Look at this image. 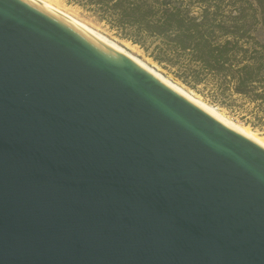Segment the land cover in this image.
I'll return each mask as SVG.
<instances>
[{"label": "water", "instance_id": "water-1", "mask_svg": "<svg viewBox=\"0 0 264 264\" xmlns=\"http://www.w3.org/2000/svg\"><path fill=\"white\" fill-rule=\"evenodd\" d=\"M0 264H264V150L0 0Z\"/></svg>", "mask_w": 264, "mask_h": 264}, {"label": "trees", "instance_id": "trees-1", "mask_svg": "<svg viewBox=\"0 0 264 264\" xmlns=\"http://www.w3.org/2000/svg\"><path fill=\"white\" fill-rule=\"evenodd\" d=\"M186 87L211 84L264 112V0H66ZM214 103L222 104L221 101Z\"/></svg>", "mask_w": 264, "mask_h": 264}, {"label": "rangeland", "instance_id": "rangeland-1", "mask_svg": "<svg viewBox=\"0 0 264 264\" xmlns=\"http://www.w3.org/2000/svg\"><path fill=\"white\" fill-rule=\"evenodd\" d=\"M57 3L62 10L66 11L80 23L137 57L170 82L199 97L204 103L214 107L219 113L223 114L233 123L247 127L264 138V112H262V109L259 107V103H251L247 98L238 96L231 91H227L224 95H220V93L214 91L211 84L206 85V87L203 85L198 86V90L203 93L199 94L174 78L171 73L148 57L140 47L119 38L115 31L110 30L104 23L97 22L92 13L78 6L68 4L66 0H57ZM215 101H221L222 104L214 103Z\"/></svg>", "mask_w": 264, "mask_h": 264}, {"label": "bare ground", "instance_id": "bare-ground-1", "mask_svg": "<svg viewBox=\"0 0 264 264\" xmlns=\"http://www.w3.org/2000/svg\"><path fill=\"white\" fill-rule=\"evenodd\" d=\"M22 1L31 5L32 7L39 9L40 11L46 13L52 18L56 19L66 27L73 30L82 38L94 40L98 44L102 45L103 47L107 48L108 50L116 54L117 56L135 65L136 67L144 71L146 74L151 76L153 79H155L157 82H159L161 85L166 87L171 92L183 98L184 100H186L193 106L197 107L198 109H200L207 115L211 116L212 118L218 120L219 122L233 129L234 131H236L237 133L241 134L243 137L248 139L250 142L254 143L256 146L264 150V138L260 137L258 134L254 133L247 127L233 123L223 114L219 113L214 107L204 103L199 97L193 95L191 92H187L183 90L181 87L170 82L168 79L160 75L154 69L150 68L148 65H146L144 62L139 60L137 57L133 56L126 50L122 49L114 42H110L109 40L105 39L103 36L93 31L92 29L86 27L78 20L73 18L70 14H68L66 11L62 10L58 5L57 0H22Z\"/></svg>", "mask_w": 264, "mask_h": 264}]
</instances>
